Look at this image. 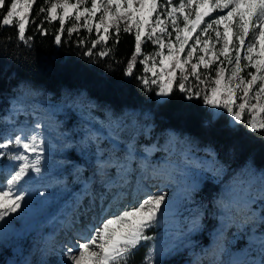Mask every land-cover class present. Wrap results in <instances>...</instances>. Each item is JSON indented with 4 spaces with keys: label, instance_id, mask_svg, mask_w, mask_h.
<instances>
[{
    "label": "rangeland",
    "instance_id": "obj_1",
    "mask_svg": "<svg viewBox=\"0 0 264 264\" xmlns=\"http://www.w3.org/2000/svg\"><path fill=\"white\" fill-rule=\"evenodd\" d=\"M7 2L10 3L9 0ZM70 3H75V0H70ZM160 3L162 1L158 0ZM90 6L91 0H87L81 10ZM212 14L215 17L217 13ZM59 15H62L60 10ZM75 15L73 12L71 18ZM99 18L100 13H97L92 26L99 22ZM120 23L123 24L122 21ZM178 24L183 27L182 21L178 20ZM166 25L168 31L173 32L167 19ZM115 27L114 22L109 30L115 31ZM199 31L193 34L189 44L194 42ZM209 33L214 38V32L209 30ZM99 35H105L103 29ZM174 37L173 32L172 42H175ZM250 38L251 33L246 38V45ZM142 39H147L146 35ZM148 42L147 50L141 48L140 61L145 55L159 51L158 45ZM164 42L167 44L169 41L165 38ZM201 47L202 44L194 54L193 63L203 54ZM220 47L216 45L217 50ZM188 50L186 46L181 54L182 60ZM164 51L167 54V48ZM244 54L241 51L242 66L245 64ZM154 59L159 67L160 57L154 56ZM151 63L149 61V65ZM187 67L189 81L186 87L192 88L193 98L203 100V94L199 97L194 95L198 85L191 75L190 65ZM216 67L213 65L212 69L205 70L201 65L198 72L203 74L213 70L215 77ZM224 67L230 71L233 65L225 62ZM251 71L254 69L248 67L241 75L247 78V72ZM180 75L178 70L177 82ZM145 76L152 78L150 73L144 72L141 79ZM201 79H205L204 75ZM147 87L156 90L155 101L163 102L169 96L157 95L158 86L149 84ZM257 87L254 86L253 92ZM241 95L238 91L237 103L242 102L239 99ZM213 109L216 117L223 110ZM243 114L246 121L253 115L257 122L264 120V113H250L248 107ZM37 122L41 124L40 139L45 142L41 161L43 175L37 178V182L29 183L23 210L0 221V262L3 260V264H67L63 249L79 242L75 232L84 222L81 220V224L72 225L73 217L80 216L77 209L81 200L84 205L97 201L99 206L113 212L121 208L132 210L129 202L142 201L146 188L152 192L162 189L165 193L170 186L173 189L165 197L169 200L168 209L162 215L157 213V221L145 229V233L153 230L156 236L140 264H252V261L258 264L262 238L257 230L262 227L264 180L261 177L264 170L247 165L228 176V167L218 159L216 152L200 146L186 134L169 129L155 141V126H147L148 122L140 125L135 110L114 112L82 93L65 94L59 102L50 101L42 87H23L20 90L6 113L0 114V133L12 136L21 128L31 131ZM236 123L231 116L230 124L234 126ZM0 151L13 154L19 148L13 145ZM12 165L8 156L0 161V181L10 174ZM150 180L154 184H148ZM205 183L220 185L212 199L207 201L201 192ZM99 210L97 208L96 212ZM225 212L226 215L222 214ZM90 215L95 221L96 214ZM247 226H251L250 231ZM56 236L58 238L54 242L52 238L48 242L50 237ZM143 243L141 241L135 249H130L126 264H131L129 255L139 250Z\"/></svg>",
    "mask_w": 264,
    "mask_h": 264
},
{
    "label": "snow or ice",
    "instance_id": "obj_2",
    "mask_svg": "<svg viewBox=\"0 0 264 264\" xmlns=\"http://www.w3.org/2000/svg\"><path fill=\"white\" fill-rule=\"evenodd\" d=\"M86 2L87 0H75V3H70V0H55L46 10L47 19L49 21L58 19L60 22L58 32L64 33L65 20L71 18L75 12V21L79 22L84 17L85 27L91 33L93 18L100 13L99 22L95 24L98 35L97 39L92 41L93 49L102 41L107 42V33L114 22L117 42L121 30L131 32L134 28L135 54L141 53V41L145 35L148 41L158 45L159 51L153 55H145L140 61L143 71L150 73L152 77L149 79L145 76L142 83L145 86L149 84L158 86L157 95L166 96L172 93L179 70L181 75L178 90L192 98V88L186 87L189 81L187 66L190 65L191 75L195 77L198 85V91L194 95L199 97L203 94L205 104L226 109L236 122H242V114L246 107L250 113H264V0H186V3L179 0L176 6H173V0H163L160 4L158 0H91V6L83 7L81 10V6ZM34 3L35 0H10V3L0 0V10L5 11L0 17V25L13 26L15 23L19 40L31 39L26 37V27L30 22L35 23V20H29ZM58 10L62 15L58 16ZM40 11L45 12V8L41 7ZM212 13L217 14L210 22L206 21L205 18ZM166 19L171 23L175 42L171 40L173 32L168 31ZM178 20L182 21L183 27L178 24ZM201 25L204 27L201 28ZM76 28L77 25L74 23L68 28V34L71 35ZM101 29L105 35H99ZM198 29L199 34L195 36L194 42L189 44ZM209 30L214 32V38ZM36 31L41 35H47L43 21L36 24ZM250 33L251 38L246 45L245 41ZM165 38L169 41L167 44L164 42ZM55 42L61 43L60 34L55 35ZM201 44L203 47L200 48V52L203 54L196 57L197 62L193 63L194 54ZM217 44L221 45L218 50ZM186 46L189 50L182 60L181 54L185 52ZM165 48L168 50L167 54ZM241 51L245 52L243 66ZM87 54L91 56L93 53L88 51ZM135 54L128 66L129 75L132 74V66L137 59ZM99 55H107V52L101 51ZM154 56L160 57L159 67ZM149 61H152L151 65ZM225 62L227 65H233L230 71L224 67ZM201 65L205 70L217 65L215 77L212 78L208 71L200 74L198 70ZM248 67L254 71L247 72L246 78L241 73ZM201 75H204L205 79H201ZM205 84L206 87H199ZM254 86H258L255 92ZM238 91L242 94L239 96L242 101L240 103H237ZM250 93L253 95L250 96ZM251 100L256 102L250 103ZM234 107L238 110L234 111ZM247 123L253 130H264V120L257 122L255 115L247 120ZM40 128L41 124L37 122L31 131L21 128L19 133L12 136L0 133V149L7 150L13 145L19 148V151L13 154L0 151V161L8 156L13 162L10 174L0 181V221H5L10 215L23 210L29 183L37 182V178L43 175L41 161L45 153L43 147L45 142L40 139ZM261 179L264 180V176ZM145 193L142 202L131 206L132 210L121 208L113 212L99 206L97 201L81 205L77 209L80 216L73 217L72 225L81 224V220L84 222L75 232L79 242L65 249L67 264H122V262L126 264L130 249H135L141 241L151 239L145 234V229L157 221V213L162 215L169 206V200H166V193L162 189L152 192L146 188ZM97 208L100 209L99 213L96 212ZM93 213L96 214L95 221L90 215ZM222 214L226 215L227 212ZM261 223L262 227L257 230L262 238L258 264H264V206L261 210ZM247 227L250 231L251 226ZM252 264L257 262L252 261Z\"/></svg>",
    "mask_w": 264,
    "mask_h": 264
},
{
    "label": "trees",
    "instance_id": "obj_3",
    "mask_svg": "<svg viewBox=\"0 0 264 264\" xmlns=\"http://www.w3.org/2000/svg\"><path fill=\"white\" fill-rule=\"evenodd\" d=\"M52 1L35 0L29 15V20H35V23L30 22L26 29V37L31 39L19 40L15 24L0 25L1 115L10 108L12 98L23 87H42L50 101L56 102L61 101L65 94L82 93L114 112L137 111L140 125L148 122L147 126H155V141L169 129L192 137L200 146L216 152L218 159L228 167V176L247 165L264 170V130H252L245 114L242 122L232 126L231 115L226 109L216 117L212 106L179 91L177 81L165 101H155L156 90H150L142 83L144 71L139 54H135L134 28L131 32L121 30L118 42L116 32L109 30L107 42L102 41L93 49L92 41L98 35L95 24L89 33L84 17L79 22L69 18L65 20V32L59 33V20L47 19L46 10ZM178 2L173 0V6ZM41 7L45 8V12L40 11ZM4 14L5 11L0 10V17ZM213 16L210 14L206 19L210 21ZM41 21L47 35L36 31V24ZM74 23L76 31L69 35L67 30ZM56 34L61 35L59 44L55 42ZM147 46V39H142L141 48L147 50ZM88 51L93 54L89 56ZM101 51L107 52V55H99ZM134 54L137 59L129 75L128 66ZM209 72L214 78V71ZM219 188V184H203L201 192L205 195L204 200H211ZM145 234L151 239L144 241L139 250L131 252V264H140L145 259L148 247L156 236L153 230Z\"/></svg>",
    "mask_w": 264,
    "mask_h": 264
},
{
    "label": "bare ground",
    "instance_id": "obj_4",
    "mask_svg": "<svg viewBox=\"0 0 264 264\" xmlns=\"http://www.w3.org/2000/svg\"><path fill=\"white\" fill-rule=\"evenodd\" d=\"M4 115V114H3ZM152 176L150 175V177L149 178H151ZM148 184H150V185H152V184H154L153 182L151 183V180L150 181H148ZM113 186H111V188H112ZM152 187V186H151ZM110 188V189H111ZM172 190L173 188L170 186L169 188H167V189H165V193H166V196L169 194V190ZM152 191V190H151ZM153 192H155L154 190H153ZM115 193V192H114ZM116 194V193H115ZM146 195V193L143 195V198H144V196ZM83 198V197H82ZM81 198V199H82ZM78 202H80V200L78 201ZM140 202H142V201H140ZM137 203H139V202H132V200L129 202V204H131V206H134V205H136ZM79 206H81V205H84V201L83 200H81V203H79L78 204ZM132 208V207H131ZM51 238H52V240H53V242L56 240V238H58L57 236L56 237H50V239L48 240V242H51ZM65 240V239H64ZM67 241V240H66ZM68 242V241H67ZM63 253L64 254H66V256H67V253H66V251H65V248L63 249ZM65 256V257H66ZM62 257H64V255H62ZM65 261H66V259H65ZM67 262V261H66ZM6 264H17V263H15V262H8V263H6ZM19 264H22V263H19Z\"/></svg>",
    "mask_w": 264,
    "mask_h": 264
}]
</instances>
